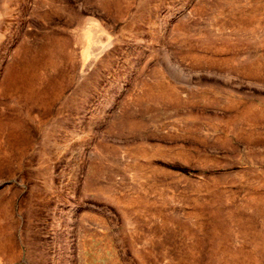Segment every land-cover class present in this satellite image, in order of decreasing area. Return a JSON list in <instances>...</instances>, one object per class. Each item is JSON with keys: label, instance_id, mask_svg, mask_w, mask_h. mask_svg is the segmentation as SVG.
I'll use <instances>...</instances> for the list:
<instances>
[{"label": "rangeland", "instance_id": "rangeland-1", "mask_svg": "<svg viewBox=\"0 0 264 264\" xmlns=\"http://www.w3.org/2000/svg\"><path fill=\"white\" fill-rule=\"evenodd\" d=\"M0 264H264V0H0Z\"/></svg>", "mask_w": 264, "mask_h": 264}, {"label": "bare ground", "instance_id": "bare-ground-1", "mask_svg": "<svg viewBox=\"0 0 264 264\" xmlns=\"http://www.w3.org/2000/svg\"><path fill=\"white\" fill-rule=\"evenodd\" d=\"M20 55V54H19ZM10 61V60H9ZM20 61H22V60H20ZM17 63V62H16ZM16 63L14 64V65H16ZM20 63V62H19ZM13 65V64H12ZM18 65V64H17ZM21 66V65H20ZM25 67V66H24ZM3 68H5V66L3 67ZM2 68V69H3ZM14 68V67H13ZM17 69H19V67L17 68ZM23 69V68H22ZM21 69V70H22ZM3 71V70H2ZM13 71V70H12ZM2 73H4V72H2ZM19 74V73H18ZM23 75V74H22ZM32 76V75H31ZM26 78V77H25ZM13 79H15L14 78V75H13V73L11 72V70L10 71H8L7 70V73L5 74V76H3V79H2V81H1V85L3 84V85H5V86H7L8 88L9 87H11L12 86V84H13ZM26 79H28V78H26ZM18 81H19V79H18ZM25 81V80H24ZM30 81V80H29ZM15 82H16V79H15ZM21 82V81H20ZM24 83V82H23ZM26 83V82H25ZM27 84V83H26ZM22 85V84H21ZM17 86H19V85H17ZM2 88V87H1ZM7 88V89H8ZM14 88V87H13ZM17 88H19V87H17ZM16 88V89H17ZM6 89V88H5ZM12 89V88H11ZM15 89V90H16ZM6 91V90H5ZM8 93V92H7ZM12 93V92H11ZM7 95V94H6ZM10 95V94H9Z\"/></svg>", "mask_w": 264, "mask_h": 264}]
</instances>
